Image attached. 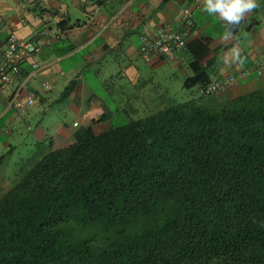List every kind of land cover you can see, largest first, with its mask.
I'll return each mask as SVG.
<instances>
[{
    "label": "trees",
    "instance_id": "16d2710c",
    "mask_svg": "<svg viewBox=\"0 0 264 264\" xmlns=\"http://www.w3.org/2000/svg\"><path fill=\"white\" fill-rule=\"evenodd\" d=\"M187 67L185 90L212 82L198 59ZM88 116L71 144L46 136L0 190V264H264V90L117 125Z\"/></svg>",
    "mask_w": 264,
    "mask_h": 264
},
{
    "label": "crops",
    "instance_id": "0c3cea01",
    "mask_svg": "<svg viewBox=\"0 0 264 264\" xmlns=\"http://www.w3.org/2000/svg\"><path fill=\"white\" fill-rule=\"evenodd\" d=\"M258 2L259 7L245 14L240 24L234 27L233 37L225 40L222 38L225 22L209 16L203 11V2L194 5V0H0V20L5 25L2 40L14 33L40 48L35 60L42 70L27 84L35 103L36 97L41 103L47 102L55 90L65 85L67 72H75L66 84L75 83L73 92L67 97L62 96L63 92L59 96L65 100L70 98L74 112L87 116V129L91 111L100 110L108 118L110 115L97 95L85 92L83 70L73 60L76 56L82 58L86 67H99L93 71L96 81L102 71H110L109 75L115 71L116 75L109 77L110 80H124L135 90L139 86L161 89L162 79L177 80L183 87L185 79L190 76L187 66L195 59L207 68L211 81L226 77L236 79L232 88L219 91L209 103L223 104L264 90V71H258L264 58V0ZM187 12L191 13L189 26L182 22V16ZM60 23H64L67 30L59 35L58 40L45 36L47 32L58 33ZM164 23L186 40L187 49L167 58H153L147 63L141 57V39L155 37ZM71 47V52L56 56V52ZM233 50H239L244 57L242 64L232 61ZM31 66L32 59L22 64L21 77L31 72ZM18 81L3 87L0 93V121L6 117L9 129L16 118L31 113L30 109L25 113L16 112L7 106V99ZM139 95L137 92L131 96ZM163 95L165 93H161ZM75 127V123L67 128L58 127L56 134L75 131ZM51 137L55 138V135ZM7 186L8 179L0 176V190Z\"/></svg>",
    "mask_w": 264,
    "mask_h": 264
},
{
    "label": "rangeland",
    "instance_id": "374dc122",
    "mask_svg": "<svg viewBox=\"0 0 264 264\" xmlns=\"http://www.w3.org/2000/svg\"><path fill=\"white\" fill-rule=\"evenodd\" d=\"M82 58L76 56L73 60L80 64L81 70L85 79V92H93L103 101L106 110L110 117L107 123L117 125L128 120H135L147 117L154 110H159L168 102L181 103L190 99H201L203 105L213 101L215 95L202 97L198 92L187 91L177 80H163L161 89L158 86L153 88L140 87L135 90L129 87L126 81L114 79V82L109 77L115 76L116 72L102 71L99 75L101 84L95 79L94 69L98 66H85L82 63ZM112 68V66H107ZM114 66L113 69H115ZM75 72L68 71L64 77L65 85L55 90L47 102L41 103L39 99L34 106L30 108V114L23 118H16L11 129L8 127L7 118L0 121L1 135H0V176L4 179H12L13 173L18 169L21 161L30 158L36 152L39 142L43 141L46 136H54L55 148L63 147L69 142L76 139L79 133L86 130L88 124L87 116L81 114L79 116L72 109L71 100L60 98L67 82L73 78ZM109 75V76H108ZM139 93L138 97L135 93ZM161 93L165 95L161 96ZM133 95V96H131ZM148 101H153L148 103ZM125 111H127L125 113ZM132 111V112H131ZM25 113V112H24ZM23 116V113L21 114ZM99 117H97L98 119ZM73 123L76 124L75 131H59L56 134L58 127L67 128ZM94 130L99 131V127L95 126ZM8 131H11L8 133ZM6 189V187H5Z\"/></svg>",
    "mask_w": 264,
    "mask_h": 264
},
{
    "label": "built area",
    "instance_id": "2783aa9c",
    "mask_svg": "<svg viewBox=\"0 0 264 264\" xmlns=\"http://www.w3.org/2000/svg\"><path fill=\"white\" fill-rule=\"evenodd\" d=\"M203 0H194V5H198ZM184 25L189 26L191 13L187 12L182 16ZM4 23L0 20V93L3 87L9 86L19 79L15 88L7 99V106L16 112H24L35 105V99L27 89L28 82L42 70L41 65L36 62L35 57L39 54L40 48L29 41L18 38L14 33H10L2 40ZM45 36L53 40H58L57 32L45 33ZM140 53L145 62H150L153 58H167L175 53L186 49L187 42L181 35L170 30L167 24H162L155 37H142ZM32 59L31 72L25 77H21L22 64ZM258 71H264V58L260 61ZM235 77L217 79L206 86L197 88L199 95L210 96L219 92L224 87L235 84ZM1 132V129H0Z\"/></svg>",
    "mask_w": 264,
    "mask_h": 264
},
{
    "label": "clouds",
    "instance_id": "9594fccd",
    "mask_svg": "<svg viewBox=\"0 0 264 264\" xmlns=\"http://www.w3.org/2000/svg\"><path fill=\"white\" fill-rule=\"evenodd\" d=\"M259 7L258 0H203V11L209 16L218 17L225 22L222 38L233 37V29L239 25L245 14ZM232 61L242 64L244 57L239 50H233Z\"/></svg>",
    "mask_w": 264,
    "mask_h": 264
}]
</instances>
